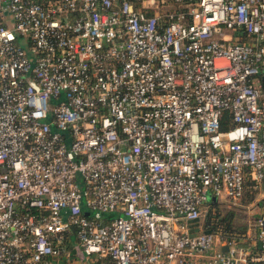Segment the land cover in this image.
Masks as SVG:
<instances>
[{
  "label": "built area",
  "instance_id": "obj_1",
  "mask_svg": "<svg viewBox=\"0 0 264 264\" xmlns=\"http://www.w3.org/2000/svg\"><path fill=\"white\" fill-rule=\"evenodd\" d=\"M137 2L0 0V264H264V0ZM247 177L249 258L203 223Z\"/></svg>",
  "mask_w": 264,
  "mask_h": 264
},
{
  "label": "rangeland",
  "instance_id": "obj_2",
  "mask_svg": "<svg viewBox=\"0 0 264 264\" xmlns=\"http://www.w3.org/2000/svg\"><path fill=\"white\" fill-rule=\"evenodd\" d=\"M148 1L149 0H138L139 6L143 7L144 4L148 5L147 3ZM155 1L159 6L158 9L163 13L180 11L186 5L183 2L179 3V1L177 0H155ZM226 33L230 35L232 34V31L226 30ZM246 191L247 192L244 198L242 199H236L223 195V196H219L216 205L215 204L213 206L211 205V207L204 206L205 213L203 215V223H206L207 217H209L211 214L215 216L218 213H221L222 217L226 215L232 216L233 224L237 228L240 229L246 228L247 230L249 226H253V224H255L256 221V215H258L257 203L261 201L263 195L261 193L262 191L260 187H255V188L248 187ZM210 198L212 199V196H210ZM254 201H256L255 206H254ZM213 220H215V217H213ZM204 227H206L205 224ZM242 229L239 231L242 232ZM234 233L237 236V232ZM244 233H240L241 236L238 237L239 241L242 238H244L242 237ZM236 236L233 237L237 238ZM73 244H77V242L74 241ZM95 258H96L95 256H92V257H87L84 260L81 259L80 257L79 258L75 257L74 253H72L70 256H67L65 254L58 257V259H55L51 264H90Z\"/></svg>",
  "mask_w": 264,
  "mask_h": 264
},
{
  "label": "trees",
  "instance_id": "obj_3",
  "mask_svg": "<svg viewBox=\"0 0 264 264\" xmlns=\"http://www.w3.org/2000/svg\"><path fill=\"white\" fill-rule=\"evenodd\" d=\"M179 1V3L183 2L185 4L189 3V2H193L195 0H177ZM137 8H141V6H139V2H137ZM159 7V6H158ZM143 9V8H142ZM145 11H147V13L149 15H153L155 14L156 12H159V13H163L161 12L158 8H144ZM164 13H169V12H164ZM243 42H246V38H243ZM232 123H231V117H230V114L227 112H225L224 116L222 117V129L223 130H227L229 129V127H231ZM256 184L250 179V177H247L245 179V184H244V195L242 198H244L245 194H246V190L248 189V187H254L255 188ZM252 200V199H251ZM216 205L217 204V201H213L212 203V206L213 205ZM213 217H215V220H213ZM217 220V221H216ZM206 227L208 229H211V230H222L227 236H236L234 232H237V240H238V237L241 236L240 233H246V228L242 229V232L239 231L241 230L240 228H237L234 226L233 224V220H232V216H224L222 217L221 216V213H218L217 215H210L209 217H207V221L205 223ZM245 233L243 235H245ZM232 236V237H233ZM243 237V236H242ZM72 241V240H71ZM239 241V240H238ZM73 242H69L68 244H71L72 245ZM71 245H69L68 247L71 248Z\"/></svg>",
  "mask_w": 264,
  "mask_h": 264
},
{
  "label": "crops",
  "instance_id": "obj_4",
  "mask_svg": "<svg viewBox=\"0 0 264 264\" xmlns=\"http://www.w3.org/2000/svg\"><path fill=\"white\" fill-rule=\"evenodd\" d=\"M213 201H215V200H213ZM255 205H256V201H254V206ZM257 205H258L257 206L258 207L257 208L258 209L257 214H259L261 211V208H260L261 203L258 202ZM256 217H257V215H256ZM256 232H257V227H256V221H255V224H253V226H249V228H247L245 235H243L244 238H242L239 241V245H238L239 250L246 256V258H249L250 256L255 255L257 253V247H256V235L257 234H256ZM72 239L75 240L74 235L72 236ZM73 240H72V242H73ZM69 245H71V244H68V246ZM72 245H73V243H72ZM72 245H71V248H69L71 250L70 254L74 253L75 257L79 258L76 254V250L73 248ZM56 259H58V258H56ZM91 263L92 264H99L97 258L93 259V261Z\"/></svg>",
  "mask_w": 264,
  "mask_h": 264
},
{
  "label": "water",
  "instance_id": "obj_5",
  "mask_svg": "<svg viewBox=\"0 0 264 264\" xmlns=\"http://www.w3.org/2000/svg\"><path fill=\"white\" fill-rule=\"evenodd\" d=\"M212 199L213 200H216V197H213ZM227 249H228L227 247L224 248V250H227Z\"/></svg>",
  "mask_w": 264,
  "mask_h": 264
}]
</instances>
